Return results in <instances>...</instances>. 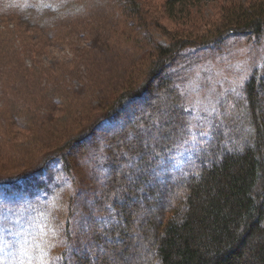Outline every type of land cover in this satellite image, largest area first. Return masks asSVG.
I'll use <instances>...</instances> for the list:
<instances>
[{
    "label": "trees",
    "instance_id": "obj_1",
    "mask_svg": "<svg viewBox=\"0 0 264 264\" xmlns=\"http://www.w3.org/2000/svg\"><path fill=\"white\" fill-rule=\"evenodd\" d=\"M120 1L142 19L141 27L150 35L148 19L141 14L149 9L147 0ZM202 1L166 0L164 12L174 19L183 11L190 18L193 6ZM219 9L215 20L202 17L167 31L164 42L148 40L155 55L136 86L121 87L94 115L84 109L70 124L74 127L34 165L0 172V235L28 238L17 253L24 264L28 259L37 264L45 250L56 205L64 216L59 264H111L99 252L114 243L128 244L132 201L151 198L166 203L154 218L142 220L152 228L137 235L150 239L152 250L144 264H264V57L221 100L204 136L192 132L179 80L169 71L188 48L214 52L235 36L264 41V0H228ZM2 130L7 139L9 128ZM102 131L99 147L106 179L89 199L93 223L85 253L72 251L70 261L69 224L81 205L77 181L71 178V153L95 148L93 136ZM192 142L183 157L171 155ZM10 144L11 153L19 152L18 143Z\"/></svg>",
    "mask_w": 264,
    "mask_h": 264
},
{
    "label": "rangeland",
    "instance_id": "obj_2",
    "mask_svg": "<svg viewBox=\"0 0 264 264\" xmlns=\"http://www.w3.org/2000/svg\"><path fill=\"white\" fill-rule=\"evenodd\" d=\"M165 1H145L149 9L143 8L141 14L148 19L149 35L141 27L142 19L131 14L120 0H0V143L7 140L0 145L4 154L0 156V172L34 165L74 127L70 124L84 109L94 115L121 87L136 86L155 55L148 40L164 42L167 31L173 33L202 17L215 20L220 5L228 2L204 0L193 6L190 18L181 11L172 19L164 12ZM263 57L264 41L235 36L214 52L188 48L172 64L169 71L179 80L194 134L205 135L206 123L221 100L238 88ZM51 120L58 121L51 125ZM68 121L69 126L65 127ZM7 127L10 136L5 139L2 129ZM98 133L93 136L95 148L71 153L74 167L71 178L77 181L76 198L81 205L69 224L70 261L74 259L72 251L85 253L93 223L89 199L96 197L100 183L106 179L99 147L104 131ZM13 141L19 144V152L11 153ZM192 146L193 142L171 155L183 157ZM20 202L21 199L17 205ZM65 202L62 199L61 203ZM132 202L133 228L125 230L130 241L122 245L114 243V247L99 252L111 264H144L151 253L150 239L137 235L145 228L151 232V226L145 227L142 220L154 218L160 205L166 202L156 198ZM145 205L151 208L143 210ZM58 209L56 205L52 214L55 220L45 238V250L51 257L48 264H59L63 248L64 216ZM6 237L11 239L12 233ZM5 255L3 264L18 263L15 249Z\"/></svg>",
    "mask_w": 264,
    "mask_h": 264
},
{
    "label": "snow or ice",
    "instance_id": "obj_3",
    "mask_svg": "<svg viewBox=\"0 0 264 264\" xmlns=\"http://www.w3.org/2000/svg\"><path fill=\"white\" fill-rule=\"evenodd\" d=\"M28 242V238L26 237H12L11 239L0 235V264H3L4 259H6L5 253H8L10 249H15L17 253H19L23 249V245ZM17 260H20L19 255L16 256ZM38 264H48V260L51 259L47 255L46 250H42L41 255L37 258ZM20 264H24L22 260H20ZM28 264H33L32 259H28Z\"/></svg>",
    "mask_w": 264,
    "mask_h": 264
}]
</instances>
